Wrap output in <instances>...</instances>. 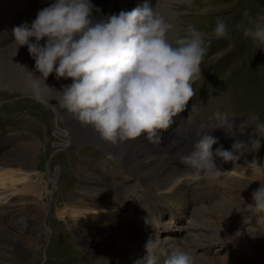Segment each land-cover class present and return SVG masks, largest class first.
<instances>
[{"label":"bare ground","instance_id":"1","mask_svg":"<svg viewBox=\"0 0 264 264\" xmlns=\"http://www.w3.org/2000/svg\"><path fill=\"white\" fill-rule=\"evenodd\" d=\"M141 1V4L139 1L138 7L150 2V0ZM17 2L15 0L11 3L14 5ZM52 3L55 2L52 1L42 8L44 9ZM104 4L102 0L94 3L91 16L94 21L105 20V16H102ZM20 6L18 4V8L15 9L14 18L16 19H12L9 15L6 20L0 23L4 26L1 29L9 33L8 42H10L6 48L0 50V88L20 90L35 97L30 86L31 78L28 72L34 73L35 77H40L41 74L35 70V60L29 55L27 46L18 48L14 43L15 38H11L14 37L13 29L15 27L25 23L30 26L35 19L29 14L27 6H23V8ZM33 6L35 5L33 4ZM171 8L168 2H165L164 5L160 4L157 7V11L164 16L171 13ZM128 9L126 5L124 11L128 12ZM31 40L34 42V38ZM42 43H44L43 40ZM61 82L67 84L72 83V80L70 78L57 79L55 73L51 74L45 83L53 90L44 88L40 99L59 114L57 117L60 123L54 122V131L52 132L56 135L53 145L59 152L68 153L70 163L66 164L65 167L71 166L70 170L76 178L74 190L67 194L63 206L56 205V210L59 219L70 222V231L75 235L76 244L80 247L81 252L86 253L84 254L90 260V264H134L137 259L143 258L146 254L145 244L152 236L159 237L161 247L168 251L180 249L189 252L196 258V264H254L251 259L244 260V263L227 262V254L221 257L217 249L212 248V245L216 244L214 242L216 239L235 240L240 239V236L252 237L254 235L252 233L253 227H242L240 219L243 220V218H240L239 214H242V208L250 209L248 205L252 204V193L257 183L262 180L264 153L254 158L240 157L235 162V168L224 176L226 180L207 181L202 179L197 182H189L183 175V169L172 164L173 162L171 163L166 157L168 155H165L166 153L158 145L149 143L145 136L142 135L134 140L112 144L103 140L93 126L81 123L72 113L61 108L56 99L59 96L56 91L63 90L58 84ZM41 87L43 88V84ZM13 140L14 137L10 135V141L13 142ZM86 142H92L100 151L114 153L121 158L135 179V191L139 192L137 197H133L128 191L131 199L139 202L148 200L151 203L161 200L174 213L172 219H174L175 214L178 215L179 219L170 226L168 231L175 234L164 235L165 233L159 231L160 228L166 227L162 225L163 220L155 223L156 229L149 230L148 236L139 235L132 230V227H126L121 222V218L118 217L119 215L111 204L113 199L109 198L104 191L107 190L113 194H117L119 191L123 192L120 185L112 182L103 185L97 174L82 163L79 159L81 157L78 158L69 151L73 146L81 147ZM42 145L43 142L40 139H32V136L14 146L17 149L13 148L10 151H8L10 146L2 148L1 144L0 200L8 198L6 194H20L31 188L29 174L34 173L36 169L37 163L34 161V157L40 155ZM253 160L256 161L258 167L249 166ZM215 162L217 166L222 163H229L223 162L220 158L215 159ZM240 168L243 171L239 170ZM43 170L44 168L36 173L38 179L32 188L33 190L27 191L22 196V203H20L22 208L19 209L21 219L17 217L18 214L13 208L0 207V228L2 232L4 229L8 232V234H0V238L11 244L9 246L0 244V248L9 252L7 256L12 259L13 264H25L28 261L27 252L31 247L30 244L35 243L36 239H45L51 229L47 221L51 204L46 200L47 182L46 184L44 182L46 181L45 178L48 177V179L53 180L54 185L57 184L58 179L54 169L50 168L49 172ZM244 179L245 183L242 182ZM235 182L239 183L238 192L232 193L233 190L236 191L237 183ZM214 188L216 189L215 201L208 203L209 195L204 194H211V190ZM200 192H203L202 195L195 199V203L191 207L190 201ZM50 193L51 188L48 191V197ZM183 195L188 197L190 201L186 202L185 199L178 198V196L182 197ZM114 201H116V197ZM174 201L177 206L181 205V208L178 209L180 213H176L174 208H171L173 205L169 203ZM7 202L8 200H5L1 204ZM129 207L132 209L133 205ZM191 208V215L193 213L194 217H190V224L187 228L186 219ZM249 213L251 216L256 214L254 211H249ZM183 216H186V219L180 222V219H184ZM86 218H90V220ZM169 223L172 224L170 221ZM112 227L117 228L112 229ZM226 231L227 236L222 238L221 233ZM85 232L95 233V236L87 237ZM185 237L187 240H184ZM21 241L24 243L22 242L23 244L17 246L16 242L21 243Z\"/></svg>","mask_w":264,"mask_h":264},{"label":"clouds","instance_id":"2","mask_svg":"<svg viewBox=\"0 0 264 264\" xmlns=\"http://www.w3.org/2000/svg\"><path fill=\"white\" fill-rule=\"evenodd\" d=\"M92 11L89 0H55L38 11L30 26L25 23L13 29L14 43L18 48L27 46L41 74L35 77L27 71L36 99L42 98L44 88L53 90L45 83L51 74L70 78L71 85L56 91L59 106L93 126L103 140L117 144L143 135L149 143L162 144V133L195 95L192 85L201 78L206 43L213 36L227 37L228 26L218 19L208 36L191 24L177 31L148 3L99 22L91 18ZM243 34L264 46V17L244 27ZM220 123L231 127L228 119ZM197 135L194 151L181 158L189 182L217 180L222 171L215 157L234 164L246 149L237 141L233 151L219 147L213 152L216 139ZM259 147V141H254L252 148ZM249 166L258 167L255 160ZM252 199L248 207L264 213V183L253 191ZM145 253L134 264H196L187 251L161 247L156 236L147 240Z\"/></svg>","mask_w":264,"mask_h":264},{"label":"rangeland","instance_id":"3","mask_svg":"<svg viewBox=\"0 0 264 264\" xmlns=\"http://www.w3.org/2000/svg\"><path fill=\"white\" fill-rule=\"evenodd\" d=\"M12 1L14 2L15 0H0V23L6 20V17L9 15L12 19H16L14 18V13L16 12L15 9L18 8V4L21 5L20 8H23V6L30 7V1L28 0H16L18 2L16 4L13 3L14 5H12ZM98 1L89 0L93 7L94 3ZM102 1L105 3L102 10V16L104 15L105 19L111 15H119L121 11H124L126 5L129 8L128 12H130L132 9L138 7L139 1L140 4L142 3L141 0ZM37 2L45 1L37 0ZM165 2H168L172 8L171 13L164 15V17L176 25L177 31L186 29L191 24L198 31L208 36L214 32L218 19L223 20L228 26L229 35L227 37L216 39L213 36L211 42L206 43L208 52L201 64V78L198 84L193 87L196 94L195 97L199 101L194 104V99H191L194 105L192 104V114L189 118L191 120L206 119L205 123H210L213 119H226V117L232 115L247 112L252 113V119L249 125L245 127V130L254 131L260 128L263 142L260 144L258 150H253L250 158L259 157L264 153V46H261L258 42H254L250 37L244 36L243 28L251 26L264 17V0H150L149 4L157 10V7L160 4L164 5ZM31 3L33 6V4H36V1L33 0ZM1 28H4V26L0 24V50L6 48L10 43L8 42L9 33ZM171 35H175V32ZM41 44H43L42 41ZM58 84L62 89L65 85H71V83L64 84V82ZM212 101L215 103H212ZM199 103L200 105L196 108ZM216 113H220L219 118H217ZM58 115L49 105L30 94H26L20 90L0 88V139L4 138L2 137L3 135H6L5 137L7 138L1 143L2 148L10 146L8 151L13 148L17 149L14 146L24 140H28L31 136L32 139H40L43 142V145L40 147V155L34 157V161L37 163L36 169L34 173L29 174V181L32 186L26 192L33 190L32 188H34L38 179L36 173L42 168H44L43 171L45 172H49L50 168L54 169L57 172L58 179L57 184L53 185V180L48 179V177L47 179L45 178L46 181L44 183L46 184L47 182L46 200L51 204L47 221L51 229L45 239H36L35 243L30 244L31 247L27 252L28 261L25 264H90V260L85 255L86 253L81 252L80 247L76 244L75 235L70 231V222L63 221L57 216L56 205L58 204L59 207L63 206V201H65L67 194L74 190L76 181L73 172L70 170L71 166L65 167L66 164L70 163L68 153L59 152L53 145L54 136H56L52 133L54 131V124L60 123ZM215 128H218L217 125H215ZM21 132L30 134V137H23L19 134ZM10 135L14 137L13 142L9 141ZM93 144L92 142H86L85 145H81L83 148L73 146L69 151L76 157H81L79 159L82 163L87 165L86 167L90 170L93 169L95 174H97V169H101L104 173L123 172L131 176L128 167L123 164L118 155L102 152ZM166 157L169 158L171 163L173 162L169 156ZM88 159H94L96 162L94 168L87 164ZM172 164L175 163L173 162ZM69 173L72 174L70 175ZM128 180L126 179L127 185L132 183ZM101 182H103V178ZM242 182L245 183V179ZM262 183H264V172L261 182L257 183L254 191ZM238 187L239 183L236 184V191H233L234 193L238 192ZM50 188L52 194L50 193L49 198L48 191H50ZM132 190L135 191L136 187ZM26 192L6 194L8 198L0 200V207L2 206L5 209L9 207L13 208L18 214L17 217L21 219L22 216L19 214V209L22 206L20 203H22V196ZM204 195H209L210 200L208 203L215 201V194L207 193ZM178 198H183L186 202L190 201L185 195L182 197L178 196ZM5 200H8V202L1 204ZM192 201L190 202L192 203ZM169 204L173 205L171 208H174L176 213L181 208V205L177 206L175 201ZM242 209L244 221L241 220L242 222H247L249 221L246 213L248 208ZM173 215L174 213L166 221L155 210L152 211V221L154 224L163 220L162 225L166 227L160 228L159 231L165 233L164 235H168L170 226L174 225L179 219L176 214L174 219H172ZM183 217L184 219H180V222L185 221L186 216ZM245 217L246 219H244ZM86 219L90 220V218ZM94 228L96 229V227ZM116 228L112 227V229ZM154 229H156L155 225ZM197 231L200 230L197 229ZM2 233L8 234L5 229L2 232L0 228V234ZM170 234L175 233L171 232ZM85 235L93 237L95 233L85 232ZM239 238L248 239L249 237L240 236ZM23 241L21 243L16 242V245L23 244ZM0 244L3 246H6V244L7 246L11 245L1 238ZM212 248L217 249L219 253L221 252V247L217 244H213ZM8 253L7 250L0 248V264H13L12 259L7 256ZM249 259H251V262L253 261L252 258ZM254 264L259 263L255 261Z\"/></svg>","mask_w":264,"mask_h":264}]
</instances>
